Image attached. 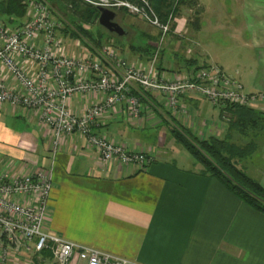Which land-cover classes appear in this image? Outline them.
Returning <instances> with one entry per match:
<instances>
[{
    "label": "crops",
    "instance_id": "1",
    "mask_svg": "<svg viewBox=\"0 0 264 264\" xmlns=\"http://www.w3.org/2000/svg\"><path fill=\"white\" fill-rule=\"evenodd\" d=\"M195 1L204 9L195 16L201 23L191 37H187L190 29L185 15L173 21L172 33L191 41L196 40L207 13V0ZM61 37L71 54L84 55L85 45ZM122 51L121 56L135 59L128 48ZM193 59V66L176 69L161 61L158 71L172 77L209 64L225 69L218 62L198 64ZM259 88L264 92V83ZM101 97L79 94L72 108L82 114ZM147 98L140 118H132L122 105L104 114L94 128L115 142L153 154L155 160L143 170L105 166L99 151L80 133L64 138L54 160L50 130L41 123L38 111L7 103L0 106V163L18 173L40 168L52 171L46 228L67 240L127 258L133 264H264V213L243 202L218 178L204 173L190 154L182 160L175 155L181 149L171 133L175 124L201 138L222 137L215 129L226 132V120L220 118L221 113L211 112L210 102L202 97L181 99L188 107L187 115L171 111L161 94L149 93ZM262 105L258 110L264 113ZM259 137L257 134L255 141ZM259 163L254 171L259 176H251L264 187V160ZM44 255L50 259L48 253ZM71 264L84 263L75 259Z\"/></svg>",
    "mask_w": 264,
    "mask_h": 264
},
{
    "label": "built area",
    "instance_id": "2",
    "mask_svg": "<svg viewBox=\"0 0 264 264\" xmlns=\"http://www.w3.org/2000/svg\"><path fill=\"white\" fill-rule=\"evenodd\" d=\"M78 1L96 8L128 9L158 27L163 38L172 30L174 19L160 22L142 8L148 5L146 0H141L142 6L130 0ZM61 26L45 0H31L26 18L17 25L0 18V106L7 103L38 111L41 123L50 130L54 160L64 138L80 133L99 151L105 166L145 169L155 160L153 154L115 142L94 128L104 114L122 105L132 118H140L149 93L161 94L171 111L184 115L189 111L181 99L202 97L219 108L223 120H230L229 107L257 108L264 102V92H246L242 81L218 64L187 68L167 77L159 73L156 58L129 59L109 44L101 49L86 46L84 55H73L61 37ZM79 94L102 97L77 114L72 102ZM52 189V171L18 173L0 163V264H71L75 259L84 264H133L49 232L46 221Z\"/></svg>",
    "mask_w": 264,
    "mask_h": 264
},
{
    "label": "rangeland",
    "instance_id": "3",
    "mask_svg": "<svg viewBox=\"0 0 264 264\" xmlns=\"http://www.w3.org/2000/svg\"><path fill=\"white\" fill-rule=\"evenodd\" d=\"M45 1L62 22L61 33L66 28L78 31L74 22L81 24L86 30L92 31L97 38L98 32L105 33L102 37V45L91 42L90 45L97 49L109 44L120 55H123L122 50L126 51L128 48L135 59L148 62L156 58L157 67L161 65L162 61L166 67L171 69H176L179 66L188 67L186 61L191 60L193 62V57L196 58L198 64H203L204 61L218 62L232 76L237 77L235 74H238L241 77L246 92L263 91V88H259V83H264V0H237V3L234 2L235 0H207V13L201 19V29L198 30V35H195V41L176 36L172 33V30L168 31L163 38L158 27L149 24L128 9L120 11L117 18L118 23L128 34L122 40L108 38L96 19L97 14L94 11L96 7L78 0ZM130 1L139 6L144 5L141 0ZM146 1L148 5L142 8L156 16L160 22L166 23L170 19H174V14H170L168 19L163 21L153 8L151 1ZM190 1H186L178 13V16L185 15L189 21L190 34L188 33L187 37H191L192 32L196 31L195 16L201 14L204 9L195 0ZM173 24L174 22L171 21V28ZM62 35L65 36L64 33ZM65 37L76 40V43L80 40L70 35ZM259 106L257 109L261 108ZM207 107L216 116L220 114L219 108L214 107L212 104L211 106L207 104ZM262 107H264V102ZM220 118H222V115H220ZM206 120L207 117H205ZM225 122L229 125V120ZM261 125L264 126V120L259 126ZM227 131L218 128L215 129V134L221 132V136L224 137ZM249 132V137L241 135L236 130L231 132L232 142L241 146L250 142L253 134H260V137L256 140L255 153L248 158L237 159L236 163L250 176L254 173L259 176V173L254 171L259 168L255 167L256 162L259 165V161L264 160V130H250ZM168 136L170 137V135ZM180 148L175 155L182 160L183 156L190 153L185 148L181 146Z\"/></svg>",
    "mask_w": 264,
    "mask_h": 264
},
{
    "label": "trees",
    "instance_id": "4",
    "mask_svg": "<svg viewBox=\"0 0 264 264\" xmlns=\"http://www.w3.org/2000/svg\"><path fill=\"white\" fill-rule=\"evenodd\" d=\"M31 0H1L0 18L4 19L9 25H17L26 18L27 5ZM52 1V0H49ZM153 8L159 14L163 21H166L170 14H174V19L178 16L181 6L190 0H150ZM194 1V0H193ZM89 11V10H88ZM96 19H99L100 12L94 8ZM122 11H117L118 13ZM93 12V11H91ZM174 21V20H173ZM199 18L196 17L195 26L199 25ZM99 24V23H98ZM78 31L66 28L63 31L65 36L76 37L80 39L85 46L91 47V42L102 45L103 33L98 32V38L92 31L86 30L81 24L74 22ZM99 26L106 32L108 38L122 40L125 36H117L107 31L100 24ZM175 23L172 31H174ZM148 49V48H146ZM188 66L195 62L186 61ZM205 66V65H203ZM202 66H197V68ZM230 120L228 125V134L225 137L216 135L207 138H201L192 133L188 128L175 124L171 133L178 144L185 148L195 160L203 167L204 173L218 178L232 193L238 196L243 202L254 209L264 213V187L262 184L250 176L243 168H240L236 160L252 156L257 148L253 134L251 141L241 146L232 142L233 130L241 135L249 137L250 130H259V125L264 120V113L256 108L232 106L228 108Z\"/></svg>",
    "mask_w": 264,
    "mask_h": 264
},
{
    "label": "water",
    "instance_id": "5",
    "mask_svg": "<svg viewBox=\"0 0 264 264\" xmlns=\"http://www.w3.org/2000/svg\"><path fill=\"white\" fill-rule=\"evenodd\" d=\"M97 8L100 12L98 23L102 27H104L107 31L114 33L120 37L126 34V30L117 21L119 13L116 10H112L105 7Z\"/></svg>",
    "mask_w": 264,
    "mask_h": 264
},
{
    "label": "flooded vegetation",
    "instance_id": "6",
    "mask_svg": "<svg viewBox=\"0 0 264 264\" xmlns=\"http://www.w3.org/2000/svg\"><path fill=\"white\" fill-rule=\"evenodd\" d=\"M125 36V35H124Z\"/></svg>",
    "mask_w": 264,
    "mask_h": 264
}]
</instances>
